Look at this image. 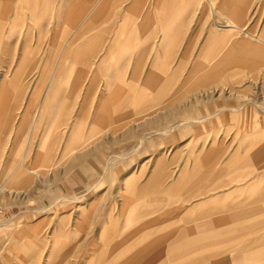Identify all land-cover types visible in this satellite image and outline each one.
<instances>
[{"label":"rangeland","instance_id":"obj_1","mask_svg":"<svg viewBox=\"0 0 264 264\" xmlns=\"http://www.w3.org/2000/svg\"><path fill=\"white\" fill-rule=\"evenodd\" d=\"M1 1L12 8L16 2L21 3V0ZM222 1L115 0L116 9L129 7L132 15L139 16L140 8H149L144 19V35L138 38L133 33L130 50L118 53L119 63L113 74L117 77L111 80L105 69L100 68L82 83L83 78L76 77L81 63L70 57L61 76V89L54 95L58 100L52 102L54 109L62 105L65 115H73L74 104L77 105L86 89L83 96L88 100L84 105L87 117L82 119L80 145L76 149L86 154L79 159L74 158V153L60 158V149L74 117H43L39 121L36 115L41 104V100H36L41 95L37 72L39 63L48 61L45 52L37 49L21 67L15 65L25 41L28 43L25 49L35 50L39 38L44 42L39 44L44 46L46 25L52 22L53 16L48 19L45 11L36 17L32 29H25L23 33L20 30L11 33L8 29L5 36L7 20L3 26L0 23V264H62L56 259L57 254L68 255L71 261L81 257V264H85L95 250L96 221L99 224L110 221L112 215L116 216L118 206L142 201V191L151 192V186L144 189V181L160 183L161 177L160 184L169 185L176 172L189 167L188 162L195 159L193 156L206 147L224 149L227 146L229 152L244 150L241 123H264V44L260 42L264 40V0H232L233 4L236 1L245 4L240 21L244 31L226 30V36L221 37L212 25L224 24L219 13ZM27 22L22 17L24 28ZM168 24L170 29L164 27H169ZM167 32L170 37L163 42ZM94 34H97L94 29L87 31L82 44ZM216 35L219 43L215 49L225 42L230 48L234 43L237 47L247 43L254 49L250 40L258 38L256 42L262 51H255L244 59L237 48L226 64L219 67L212 57L198 58L204 41ZM245 39L248 42H242ZM156 48H164L159 53L172 75L150 78L156 89L150 88L153 91L147 94L148 100L142 109H133L137 107L136 101L131 100L123 111L116 110L111 116L105 111L104 119L94 124L92 113L109 86H143ZM181 56L184 60L173 74ZM110 81L114 84L110 85ZM201 87L210 88L201 91ZM198 92L200 97L196 95ZM57 102L59 105H55ZM241 104L244 106L240 111L187 123L196 114L187 110L209 109L198 114L201 115L220 106L226 109V106ZM185 114L193 115L184 117ZM179 119H182L180 125L169 134L155 130ZM49 129L47 145L56 156L54 165L37 160ZM257 129L264 133V125ZM145 132V142H142L139 136ZM246 182V179L226 178L217 182L225 185L216 191L226 192Z\"/></svg>","mask_w":264,"mask_h":264},{"label":"crops","instance_id":"obj_2","mask_svg":"<svg viewBox=\"0 0 264 264\" xmlns=\"http://www.w3.org/2000/svg\"><path fill=\"white\" fill-rule=\"evenodd\" d=\"M114 3L115 0H21V3L16 2L12 8L7 2H0V23L2 26L7 20L4 25V36L8 29H11V33L18 30L23 33L26 31L25 29H32L36 17L45 11H47L48 19L53 16L52 22L46 25L44 46L39 44L44 43L39 38L36 41L35 50L33 47L26 48L28 49L26 50L25 47H28L26 46L28 43L25 41L24 48L22 47L20 56L15 62L16 67H19L20 64L22 66L31 59V55L37 52V49L46 54L45 59L48 61L39 63L37 72V85L41 92V95H37L36 98V100H41L40 108L36 114L39 121L43 120V117L63 118L72 115V113L65 115L62 105L58 106V102L55 103V105L58 104L57 109H54L52 105L53 100H58L54 95L61 89V76L70 57L81 63L76 77L77 79L83 78L82 83L100 68L105 69L107 77L111 80L113 76L117 77L113 74L119 63L118 53L121 50L126 52L130 50L133 33H137L138 38L144 35V23L146 22L144 19L146 10L149 8H140L138 16L132 15L129 7L116 9ZM231 4H233L232 0L222 1L219 13L224 24L212 25L217 28L215 32L221 37L226 36V30L238 33L244 31V26H241L240 21L244 16L245 4L243 2L239 4L238 1ZM209 5L212 6L213 1H210ZM110 7L112 8L108 11ZM51 13L53 14L51 15ZM22 17L28 20L25 28L22 26ZM168 26L164 27L170 29L169 24ZM90 29L96 30L97 34L89 37L88 41L82 44L84 34ZM168 32L166 37L170 35ZM169 37L164 38L163 42ZM216 37L218 36H210L204 41L198 58L212 57L213 62L219 67L226 64V60L236 52L237 48L244 59L255 51H262L260 49L262 46L256 42L259 40L258 38L250 40L255 45L254 49L247 43L238 47L234 43L230 48L226 46V42L215 49L214 47L219 43L216 42ZM242 42H248V39ZM260 42L264 44L263 39ZM163 49H155L156 54L147 69L142 87L115 85L109 86L110 88L104 91L92 113L94 124L100 119H104L105 111L108 112V116H111L116 110L117 112L123 111L124 106L128 105L131 100L136 101L137 107H133V109H142L145 106L144 102L148 100L147 94H151L153 90L151 91L150 88L155 86L150 78H166L172 75L171 72H168V66L164 64L161 53H159ZM185 52L187 51L183 53ZM119 58L122 59V56ZM134 59L136 62L137 55ZM125 60L128 61L129 58ZM183 60L184 57L181 56L174 67L173 74L177 72L178 66ZM190 74L193 72L191 71ZM3 81L5 79L2 80V84L5 83ZM112 82L110 81L109 84H114ZM209 88L201 87L200 90ZM85 91L86 89L83 90V93ZM199 92L196 93L197 96H199ZM83 93L77 105L74 104L76 108L72 115L74 118L60 149L62 155L60 158L74 153V158L79 159L86 154L82 149L76 151L80 145L82 119L87 117L84 105L88 100L86 95L83 96ZM243 106V104L238 107L226 106V109L220 106L211 113L201 115L198 114L209 109L198 110L190 107L192 110L187 111L189 113L196 112V114L194 115L195 119L187 123H197L221 113L237 112ZM188 115L193 114H185L184 117ZM181 121L182 119L176 120L155 130H164L169 134L177 129ZM263 125L264 123H241V131L244 133L242 139L244 150L242 152H240L241 149H233L229 152L227 146L224 149L206 147L204 150H199L197 156H193L195 159L188 162L189 167L176 172L169 185L165 183L163 187L160 184L161 177L160 183L155 180L150 183L149 180L147 184V180L144 181L142 184L144 189L151 186L149 189L151 192L142 191L144 197L142 201L134 200L133 204L118 206L116 216L112 215L110 221H101L100 224L96 221L95 250L83 263L263 264L264 133L261 132V129L260 131L257 129ZM50 132V129L46 131L47 134L42 143L45 147L40 146L37 160L41 163L54 165L57 161H54L56 156L51 153L50 148L52 147L47 145ZM139 137L143 140L142 142H145L146 132ZM57 138L58 136L54 138L55 142H57ZM254 163L256 164L254 165ZM253 168L254 172L250 171ZM254 175L257 176L254 177ZM226 178L230 181L246 179L247 182L234 185L226 192L216 191L225 185L217 184V182L226 181ZM138 196L140 195L138 194ZM68 257L65 254H57L56 259L62 261V264H81V257H76L77 259H72L73 261Z\"/></svg>","mask_w":264,"mask_h":264},{"label":"bare ground","instance_id":"obj_3","mask_svg":"<svg viewBox=\"0 0 264 264\" xmlns=\"http://www.w3.org/2000/svg\"><path fill=\"white\" fill-rule=\"evenodd\" d=\"M35 127V126H34ZM41 145H43V144H41ZM44 146V145H43Z\"/></svg>","mask_w":264,"mask_h":264}]
</instances>
